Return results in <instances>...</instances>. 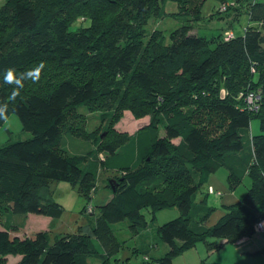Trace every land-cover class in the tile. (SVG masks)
<instances>
[{
  "label": "trees",
  "instance_id": "obj_1",
  "mask_svg": "<svg viewBox=\"0 0 264 264\" xmlns=\"http://www.w3.org/2000/svg\"><path fill=\"white\" fill-rule=\"evenodd\" d=\"M166 1L6 0L8 10L0 14V105H7L6 116L19 117L31 137L0 147V211L57 217L59 204L44 194L50 182H69L86 204L100 167L119 175L109 179L111 195L98 205L90 233L79 226L71 233L39 230L18 238L10 236V227L0 228V264L6 254L21 255L15 264H92L91 257L96 264H126L128 257H116L126 239L117 237L112 224L127 219L137 234L147 225L144 208H150L151 220L164 208L176 207L179 214L156 229L168 245L163 255L133 249L146 256L142 264H174L197 243L211 251L264 232L253 229L264 217V132L249 134L253 117L264 131V2L249 0L243 33L225 40V30L210 38L189 33L206 0H169L178 8L173 13L191 23L168 35L147 31L151 18L166 14ZM216 1L210 16L222 12L220 4L232 2L227 13L238 2ZM78 18L86 24L72 29ZM40 63L45 66L39 81L24 80L13 98L15 86L4 82L5 70L19 75ZM249 92L258 95L256 110L248 108ZM81 106L100 111L108 126L87 131ZM124 109L148 115L149 122L131 134L116 132L113 124ZM63 133L97 148L68 152ZM221 167L230 190L244 175L250 184L206 225L216 207L206 203L207 188L197 200L196 194ZM198 264L234 263L203 258Z\"/></svg>",
  "mask_w": 264,
  "mask_h": 264
},
{
  "label": "rangeland",
  "instance_id": "obj_2",
  "mask_svg": "<svg viewBox=\"0 0 264 264\" xmlns=\"http://www.w3.org/2000/svg\"><path fill=\"white\" fill-rule=\"evenodd\" d=\"M250 1H259L264 2V0H250ZM6 0H0V14H6L8 7L5 6ZM218 6V1L216 0H206L201 8L202 18L196 22H192V27L189 33L197 34L200 36H205L210 38L211 36L217 35L223 30L232 29L235 35H240L243 33L244 26L248 22V13L246 10L249 7V0H238L236 1V8L227 13L220 11V14L211 15V12L216 9ZM177 5L173 1H166L164 3V14L161 18H151L147 22L145 28L147 31L152 29L162 30L164 34L168 35L172 30L182 25L183 22L191 23L186 21L185 18L189 17L184 14H174L173 12L177 11ZM82 18H78L74 24L71 25V28L74 29L80 23H84ZM165 42H168V38H165ZM79 112H82L85 115V129L87 131H93L98 129L102 131L108 126V119L100 118V111L94 110L90 111L87 107L81 106L78 108ZM102 113V111H101ZM149 122V116L144 115L142 117H135L130 110L124 109L121 113V116L113 124V130L118 133L131 134L137 129L143 127ZM100 127V128H99ZM264 131L261 130L260 122L257 117H253L250 121L249 134H258ZM104 133V132H102ZM162 128H160V134H162ZM31 137V133L22 129V125L19 117L11 112L6 116V119L0 125V147L5 145L8 142H13L17 140H24ZM62 145L68 151L76 153L73 150L76 144L80 143L78 148L81 149L80 154H85L92 148H97V145L89 140H83L81 138L70 136L66 133L62 134ZM177 142V139L173 140ZM99 158H103L104 154L99 152ZM90 158V156H89ZM226 169L221 167L215 175L218 178L219 183H217L214 188L215 190H220L221 193H224L222 197L215 196L211 194L207 198V205H213L216 207V210L208 217L206 225H213L220 215L223 213L222 203L226 201L228 195L230 194V189L225 181L226 178ZM224 174V175H223ZM119 175L117 172L112 170H106L104 167H100L98 170L97 178L93 187L89 190V199L85 204V200L78 193L75 186L66 181L55 180L49 183V191H44L45 195L50 194L55 202L59 204V213L57 217H52L49 215H38L33 213H2L0 211V228L10 227V236H17L18 238L32 237L35 232L39 230H50L51 233H71L78 229L80 226L81 229L84 227L90 233L91 228L87 225V222L92 223V219L98 212V205L104 203L108 197L111 195L110 182L109 179ZM121 175V174H120ZM209 184V176L207 182L202 186L201 190L196 194V200L199 196L206 190L207 185ZM250 184L249 176H245L242 181L234 188L236 195L240 198L246 191L247 187ZM209 186V185H208ZM208 191V189H207ZM83 205H85L83 207ZM88 207L91 212H88ZM142 212L145 215L147 220V225L145 229L138 232L139 234H133L128 226L127 219L115 222L112 224V228L116 235L121 239H126V243L122 251H120L116 257L122 258V256L129 257L126 260V264H142L144 260V255L140 252L136 253L133 251L135 247H139L140 244H145L148 255L151 257L160 253L163 250V247L168 249V245L164 243L157 234V227L162 223L171 220L178 216L179 211L176 207L164 208L157 210L154 213V219L151 220L152 214L150 208H144ZM11 225V226H10ZM14 225L15 230L11 229ZM97 249L100 251V245L95 241ZM226 246L232 247L230 243ZM142 251V249L140 250ZM215 254L209 258L213 259L221 257L226 253L223 251V248L217 249ZM244 252L243 257L233 256L231 261L234 264H245L247 262L251 264H263L264 253L261 255H246ZM17 254H6L3 259L5 264H15L18 262ZM259 256V257H256ZM256 258V259H255ZM259 258L262 259L259 260ZM178 259V257L176 258ZM230 259V258H229ZM92 263H96L97 260L93 257L89 259ZM228 260V259H225ZM16 261V262H15ZM182 262V261H180Z\"/></svg>",
  "mask_w": 264,
  "mask_h": 264
},
{
  "label": "crops",
  "instance_id": "obj_3",
  "mask_svg": "<svg viewBox=\"0 0 264 264\" xmlns=\"http://www.w3.org/2000/svg\"><path fill=\"white\" fill-rule=\"evenodd\" d=\"M224 31V30H223ZM80 146L79 144H76V146H74L73 150H76L74 152L79 153L81 151L80 148H78ZM81 147V146H80ZM220 169V168H219ZM219 169L215 172H213L210 176H209V186H212L214 188H216V184L219 183L218 178L215 176L217 175L216 173L219 171ZM224 175V174H223ZM226 176H227V171H226ZM246 175H244L245 177ZM243 177V178H244ZM226 181V178H225ZM247 190V189H246ZM220 191V190H219ZM246 192V191H245ZM245 194V193H244ZM243 194V195H244ZM224 195V193H221L220 197H222ZM242 195V196H243ZM229 197H227L226 201L222 203V205L224 204H230L233 202H236L237 200L241 199L242 196L239 198L236 195V192L233 190H230V194L228 195ZM110 197V196H109ZM108 197V198H109ZM87 225L90 226V223L87 222ZM129 226V225H128ZM91 228V226H90ZM82 229L84 231H87L84 227H82ZM46 230V229H45ZM132 232V231H131ZM139 234V233H137ZM118 237V236H117ZM119 238V237H118ZM121 239V238H119ZM218 242L220 243H224L225 239H220ZM228 243H224L220 248H223V251L226 253V257L225 260L224 259V255L221 257H217L215 259H213V261H219V262H231L233 263V261H231L232 257L235 256H240L243 257L244 252H246V255H251V254H255V255H261L263 253L261 252H256L258 249L263 248L264 247V232L257 234L254 233L252 235H245L242 236L241 238H239L238 240H236L235 242L230 243L231 245H233L232 247L227 248L228 246H226ZM138 250L140 249H144L145 248V244H140L139 247H136ZM219 249V248H218ZM145 250H147L145 248ZM166 248L163 247V250L159 253L154 254L152 257H158L163 255L166 252ZM217 251L216 250H211L208 251L207 247L204 243H197L195 246L185 250L183 253H181L180 255L176 256L173 260L174 264H198L203 258H207L209 259L212 254H215ZM151 256V255H150ZM146 256L144 255V258ZM178 257V259H176ZM259 257V256H256ZM122 258H127L126 256H122ZM129 258V257H128ZM230 258V259H229ZM21 259V255L17 256V260L19 261ZM256 259V258H255ZM210 260V259H209ZM259 260L262 259L259 258ZM90 261V260H89ZM182 261V262H180ZM16 262V261H15ZM91 262V261H90ZM92 263V262H91ZM97 263V262H96ZM96 263H92V264H96ZM248 263V262H247ZM245 263V264H247ZM263 263H264V259H263Z\"/></svg>",
  "mask_w": 264,
  "mask_h": 264
},
{
  "label": "clouds",
  "instance_id": "obj_4",
  "mask_svg": "<svg viewBox=\"0 0 264 264\" xmlns=\"http://www.w3.org/2000/svg\"><path fill=\"white\" fill-rule=\"evenodd\" d=\"M44 64L40 63L37 67L27 71L16 74L15 70L12 68L6 69L4 72V82L6 84L14 85L13 98L19 95V89L23 88L24 80H32L34 83L38 82L40 79L41 71L44 68ZM6 108L7 105H0V118L6 119Z\"/></svg>",
  "mask_w": 264,
  "mask_h": 264
},
{
  "label": "built area",
  "instance_id": "obj_5",
  "mask_svg": "<svg viewBox=\"0 0 264 264\" xmlns=\"http://www.w3.org/2000/svg\"><path fill=\"white\" fill-rule=\"evenodd\" d=\"M232 4V2H224L222 4L219 5V10L220 11H224L226 9V7L228 5ZM234 32L232 31V29H227L223 32V38L225 40H228V39H231L234 37ZM221 92L223 93L224 90L221 89ZM257 98H258V95L255 93V92H249L247 97H246V102H247V105H248V108L251 109V110H256L258 108V104H257ZM208 192L210 194H213L215 196H220L221 195V192L218 191V190H215L212 186H208ZM90 208L91 207H88V211H90ZM253 229L255 232H262L264 231V217L258 219L254 225H253Z\"/></svg>",
  "mask_w": 264,
  "mask_h": 264
}]
</instances>
